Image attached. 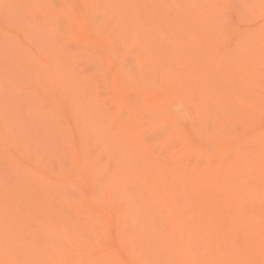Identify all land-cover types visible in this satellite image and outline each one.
<instances>
[{
    "label": "rangeland",
    "instance_id": "374dc122",
    "mask_svg": "<svg viewBox=\"0 0 264 264\" xmlns=\"http://www.w3.org/2000/svg\"><path fill=\"white\" fill-rule=\"evenodd\" d=\"M261 62L264 0H0V256L264 264L209 185L264 128Z\"/></svg>",
    "mask_w": 264,
    "mask_h": 264
},
{
    "label": "bare ground",
    "instance_id": "6f19581e",
    "mask_svg": "<svg viewBox=\"0 0 264 264\" xmlns=\"http://www.w3.org/2000/svg\"><path fill=\"white\" fill-rule=\"evenodd\" d=\"M261 63H264V62H261ZM257 64L260 65L259 61L257 62ZM244 134L246 135V139L242 140V142L240 144H237V145L232 146V147L228 146V148L222 149V151L218 155V157L214 159L215 163H218L217 167L214 169V174L216 173V175L218 176V180H219V177L221 178V180L211 182L209 185L212 187H215V185H218L219 187H218V190L215 191V194H218V197L225 199L227 206L229 208V211H234L235 215L237 214L240 217L241 221H243L244 223H247V224L249 223L248 231L251 234L253 232H256L257 236H259L261 240H264V128H258L255 130L245 131ZM251 149H254V150H251ZM258 152H260L261 154H259ZM231 156H232L234 161H231L229 159V157H231ZM210 171H211V165H208L206 168V172H210ZM252 209L257 211V218L255 220V223H257L256 227L251 225L252 221H250V217H249V216H251V214H249V213H252L251 212ZM12 211L14 212V210H12ZM2 213H0V214H2ZM1 216L2 215H0V217ZM1 221H3V220H1ZM7 221H8V219L6 220V223H7ZM9 225L10 224H8V226ZM12 225H14V224L12 223ZM2 226L3 225L1 224L0 230L2 229ZM251 227H253V228H251ZM15 231H17V230H15ZM9 233L11 234L12 231ZM40 233L44 234L43 231ZM47 233H50V231L49 232L46 231V237H49V236H47ZM8 234H7V236L10 235V234L9 235ZM252 235L255 236L254 234H252ZM14 236L17 238V236L14 234V235H11V237H12L11 239H10V236L7 237V239H5V238L0 239L1 240L0 241L1 242L0 247H1V245L4 244L3 243L4 240L7 241V243L5 244L7 246L8 238L12 244V242H13L12 240H13ZM170 236L173 237L174 233H171ZM23 237H24V235H23ZM40 237H41V235H40ZM52 238H53V235L51 238H48V239L51 240ZM179 239H180V237H179ZM25 240H27V239L25 238ZM18 241H21V239ZM15 242L17 243V241H15ZM25 243H27V241ZM51 243H54L55 245H57L54 242V240ZM27 245H28V243H27ZM32 245L36 246L37 241H36V245L35 244H32ZM45 245H49V247L51 246L50 243L45 244ZM6 246H4V248ZM15 246H16V249H18V247H17L18 245L15 244ZM15 246H12V248L13 247L15 248ZM8 247L11 248L10 244ZM53 247H55V246H53ZM56 247L54 249H57ZM14 248H13V250L15 251ZM27 248H28V246H27ZM43 249H44V247H43ZM54 249H52V246H51V249L48 248V250H50V252L53 253L51 255H54V253L56 255L57 250H56V252H52V251H55ZM173 249H174V247L167 249V251H166V256H167L166 262L169 264H185L187 262L188 253L181 251V250H178V249L176 251H174ZM3 250H2L3 254L0 256V259H2V261H3V258H5V256L8 257L7 256L8 254H9V256H12L13 254H15V253L17 254L18 251H20L19 249L16 252H13L12 250H10L13 253L12 252L8 253L7 251H3ZM48 250H47V252H48ZM34 251H36V249ZM40 251H43V250H40ZM5 252H7V253L3 257ZM27 252H28V250H27ZM24 253H26V252H24ZM37 253L38 252H36L35 256H32L34 261L32 258H30L31 255L27 253L28 257L30 256L28 258L27 262L28 261L30 263L33 262V264H34V262H36V264H37V261L39 260V257H37V255H38ZM43 253H45V252L43 251ZM60 253L62 255L63 252H60ZM32 254L34 255V253H32ZM215 254L216 253H213L206 261L205 260L200 261L199 264H222L219 261L220 259L215 257ZM39 255H41V254H39ZM61 255H57L59 258L61 257L59 264H61V261L63 262L66 259L65 258L66 256L64 254H63V256H65L64 258ZM48 256L47 257L44 256L43 258L46 257L45 259L48 260ZM57 256H54V257L56 258ZM34 257H36V259L37 258L38 259L35 260ZM50 257H53V256H50ZM212 257H214V258H212ZM13 258L18 259V257L17 258L13 257ZM59 258H57L58 262H59ZM68 258H71V257H68ZM5 259H7V261L4 260L5 264H11L12 260H13V262L16 261L12 258L9 259V257L5 258ZM8 259H9V261L11 260L10 263H8ZM31 259H32V261H30ZM62 259H64V260H62ZM216 259H217V261H216ZM40 260L42 262H44V263H40V264H46L45 263L46 261H43L42 257ZM67 260L68 259H66V261H64L63 264H67L66 263ZM50 261H52V258ZM29 262H28V264H30ZM113 262H114V264H124V263H122L121 259H115V260H113ZM23 263H25V262H23ZM50 263L53 264V262H50ZM50 263H47V264H50ZM15 264H18L17 261ZM55 264H57V263H55Z\"/></svg>",
    "mask_w": 264,
    "mask_h": 264
}]
</instances>
